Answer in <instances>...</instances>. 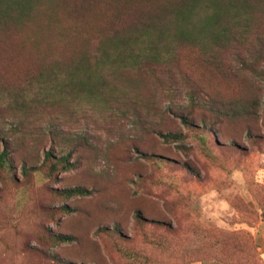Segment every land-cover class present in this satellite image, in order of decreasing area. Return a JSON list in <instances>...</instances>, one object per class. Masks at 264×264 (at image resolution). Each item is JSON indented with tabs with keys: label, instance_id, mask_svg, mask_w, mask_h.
I'll return each mask as SVG.
<instances>
[{
	"label": "rangeland",
	"instance_id": "374dc122",
	"mask_svg": "<svg viewBox=\"0 0 264 264\" xmlns=\"http://www.w3.org/2000/svg\"><path fill=\"white\" fill-rule=\"evenodd\" d=\"M214 1L217 15L207 4L196 13V42L180 41L172 24L161 38L152 30L136 46L140 62L99 67L92 57L95 84L80 93L59 89L65 69L58 81L31 87L0 63L8 86L0 87V153L11 142L16 177L9 187L0 181V264H127L112 231L149 264L154 255L178 264L154 241L192 246L198 230L222 234L245 257L256 248L264 262V5L248 0L241 10L245 0ZM224 29L232 38L219 35ZM14 42L18 48L21 40ZM12 96L32 108L12 111ZM50 149L71 152L74 164L53 179L41 167ZM76 186L87 191L54 194ZM65 204L70 212L60 210ZM24 216L75 239L47 244Z\"/></svg>",
	"mask_w": 264,
	"mask_h": 264
},
{
	"label": "trees",
	"instance_id": "16d2710c",
	"mask_svg": "<svg viewBox=\"0 0 264 264\" xmlns=\"http://www.w3.org/2000/svg\"><path fill=\"white\" fill-rule=\"evenodd\" d=\"M245 1L244 7L240 5L241 10L248 6V0ZM257 2L264 5V0ZM206 4L212 6L214 12L219 9L214 0H0V63H10L17 70L19 81L24 80L31 87L45 83L47 77L58 81L61 74L59 70L65 69L68 75L63 85L60 82L59 89L64 90L65 86L70 85V89L78 87L80 93L83 85L95 84L90 73L93 68L92 57L99 67L123 65L129 59L140 62L144 53L143 49L136 46L152 30L157 31L161 38L172 24L173 34L180 41L196 42L192 27L195 28L196 25V13ZM217 14L218 12L214 16ZM252 17L250 14L245 19L250 21ZM222 31L224 33L219 34L220 36L229 35L232 38L229 29ZM15 38L21 40L18 48ZM22 47L27 48V52L19 50ZM148 47L153 51L152 42ZM6 85L0 73V87H8ZM75 96L76 94L71 97ZM12 97L9 103L12 111L32 108L27 98ZM34 103L37 105L40 100L36 99ZM184 120L187 121L186 117ZM175 136L171 132L165 134L166 138ZM202 140L205 141L204 136ZM9 143L11 142H5L0 153V181L8 187L16 183L12 162L14 156ZM70 154L71 152L58 155L54 149L47 150L41 166L46 177L53 179L58 173L70 169L74 165L70 162ZM23 171L30 175V167L26 164ZM86 191L81 186L65 187L55 189L54 194L70 197ZM60 210L66 213L71 211L66 204L60 206ZM137 217H141L139 213ZM23 221L27 228L36 233L39 240L47 244L57 245L75 239L69 233L44 231L28 216H24ZM12 222V219H5L4 226H10ZM112 235L115 237L117 251L128 259L127 264L152 263L150 258L139 251L126 248L127 240L116 237L115 231H112ZM193 237L196 243L192 246L188 244L177 247L174 244L172 248L168 238L162 236H158L154 244L156 248L163 249L168 257L175 253L176 255H172L173 261L178 264H190L194 259L205 264H264L256 248L245 257V251L239 246H234L231 250L222 234H213L207 238L205 231L198 230ZM211 237H215V240L206 246L207 239ZM53 261L57 264H74L60 259ZM154 264L166 263L159 260L158 255H154Z\"/></svg>",
	"mask_w": 264,
	"mask_h": 264
}]
</instances>
